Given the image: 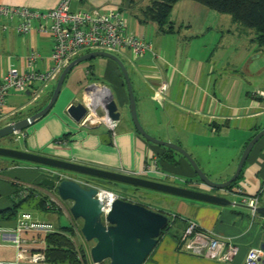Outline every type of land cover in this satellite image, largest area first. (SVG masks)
I'll use <instances>...</instances> for the list:
<instances>
[{
    "label": "crops",
    "instance_id": "1",
    "mask_svg": "<svg viewBox=\"0 0 264 264\" xmlns=\"http://www.w3.org/2000/svg\"><path fill=\"white\" fill-rule=\"evenodd\" d=\"M61 1L0 0V4L47 11L56 8ZM183 1L175 3L170 15L174 32H163L157 22L143 20L144 10L152 3L137 16L141 27H135L132 32L127 28L128 34L146 37L159 56L147 53L134 57L131 50H125V58L119 57L129 70L138 115L144 128L160 139L183 146L204 171L214 172L220 178L217 182H224L237 170L249 140L264 128V98L254 96L256 91H264V45L256 41L255 29L256 34L252 32L253 28L245 27L234 18L193 21L183 15L173 16L177 7H187L188 2ZM75 2L83 9L104 11L118 6L121 0ZM195 3L191 6L196 13L202 16L211 13L206 5ZM119 10L122 13V7ZM15 25V21L0 19V83L12 67L27 71L28 57L34 51L41 55L34 64L35 69L45 71L54 64L52 34L43 30L39 21L34 22L33 29L27 34L19 33ZM168 36L177 37L174 46H171L172 40ZM192 41L202 42L194 53L189 51ZM197 52L204 57L196 56ZM91 60L71 70L57 102L46 116L23 130L25 135L22 138L13 136V139L22 141V147L18 149L209 191L210 188L200 180L184 155L150 142L138 132L132 121L129 92L119 64L107 57L97 62ZM240 70L243 75H240ZM58 80L38 81L25 92L12 90L3 108L0 128L43 109L57 86L52 82ZM104 80L111 83V89ZM164 81L169 83V90L161 104L155 93ZM97 88L108 90L119 105L121 119L115 132L106 124L86 127L76 122L68 112L73 103L87 102L89 93ZM96 94L99 98L97 90ZM235 129L239 135L231 140L230 134L234 136L232 130ZM43 172L41 165L16 161L0 168V210L9 208L34 190L37 196L31 202L34 201L43 212H56L50 207L52 203L70 205L69 211L64 212L73 224L57 227L74 233L76 219L70 212L72 202L62 200L56 191L42 184L38 186ZM207 175L210 177L209 173ZM244 182H247L245 193L230 195L234 198L230 206L170 194L165 210L173 219L176 218L173 224L180 220L176 235L179 244L164 234L144 264H245L248 250L264 244V215L259 212L253 215L244 202L246 196H258L260 206H264V137L252 150L236 185ZM226 191L220 195L227 196ZM52 194L56 199L49 197ZM46 196L50 202L46 209H42L38 202ZM22 211L26 210L20 207L18 214ZM16 219L1 218L0 227L13 228ZM190 221H196L202 230L218 238L236 241L240 245L236 259L223 262L190 251L182 240ZM23 237L30 240L35 235L26 232ZM77 238L81 244L91 245L83 235ZM0 249L5 251L0 255L5 259L0 260L16 259L15 246H0Z\"/></svg>",
    "mask_w": 264,
    "mask_h": 264
},
{
    "label": "built area",
    "instance_id": "2",
    "mask_svg": "<svg viewBox=\"0 0 264 264\" xmlns=\"http://www.w3.org/2000/svg\"><path fill=\"white\" fill-rule=\"evenodd\" d=\"M74 1L76 0H62L56 8L47 11L35 10L28 6L0 4V19L6 18L15 21V28L19 33H29L34 27V22L39 21L42 29L49 31L54 40L52 51L54 64L50 69L45 71L35 69L34 64L41 58V55L34 51L28 57L29 68L27 71H20L12 67L5 74L0 83V120L8 95L12 90L25 92L38 81L48 83L59 78L72 60L87 52L105 50L118 55L119 52L131 50L134 57H141L147 53L159 56L154 50L153 44L146 37L127 33L128 21L119 9L111 8L104 11L73 9ZM168 90L169 83L166 81L158 87L155 96L161 104L166 99ZM254 96L264 98V91L258 90ZM96 98H98L96 90L91 91L86 102L89 112L81 124L84 125L86 122L92 125L106 124L115 132L120 120H113L108 116L105 97L98 102ZM24 135L23 130L14 133V136L19 139ZM43 176L54 178L57 183L64 179H70L65 172L54 168H44ZM73 179L83 185L80 179ZM246 185L247 182H244L233 187L234 195H243ZM88 186L98 189L97 197L104 204L103 217L109 214L113 202L117 198H122L114 191L101 189L92 184ZM244 202L251 209L253 215L258 214L260 206L258 196H246ZM50 207L58 211L61 208V203H52ZM74 230V233L68 232L56 227L51 222L35 219L28 211H22L18 214L16 225L13 228L0 227V246L11 245L17 249L16 259L0 260V264H51L46 254L47 236L57 232L67 236L73 242L80 264L83 262L86 264H107L106 262L95 263L93 261L92 246L87 247L88 243L79 244L77 241V237L83 235L82 229H77L75 224ZM26 232L34 233L35 237L30 240L24 238L23 234ZM182 240L194 254L223 262L234 261L240 252V245L236 241L218 238L202 230L196 221H190ZM245 264H264V248L251 247L247 252Z\"/></svg>",
    "mask_w": 264,
    "mask_h": 264
},
{
    "label": "water",
    "instance_id": "3",
    "mask_svg": "<svg viewBox=\"0 0 264 264\" xmlns=\"http://www.w3.org/2000/svg\"><path fill=\"white\" fill-rule=\"evenodd\" d=\"M96 57H107L119 64L129 92V107L132 121L138 132L148 141L176 150L184 155L192 164L200 180L209 188L230 189L231 191L229 190L228 195H234L230 187L239 179L252 150L264 137V128L255 134L246 145L233 176L224 182H216L206 174L192 154L183 146L171 141L158 139L144 128L138 115L137 100L129 70L117 54L105 50L87 52L72 60L61 73L48 104L29 117L1 127L0 139L11 137L16 131L25 130L32 124H35L37 120L46 116L57 102L66 77L71 70L78 64ZM105 100L107 101L106 110L108 116L113 120H120L121 111L117 101L112 96L105 97ZM68 112L76 122L81 123L89 112L88 105L86 102L73 103L69 107ZM84 126L93 127L88 122ZM0 156L31 162L61 171L80 173L136 187H144L196 201L226 206L234 203L228 195L212 193L210 190L194 189L184 185L109 170L32 151L0 146ZM41 184L56 191L62 200L72 202V206L70 207L72 216L75 219L83 220L82 233L87 241L94 242L91 256L95 263L144 264L156 248L162 232L171 223L167 213L124 198H117L113 202L109 214L103 217L104 204L97 197L98 189L95 187H85L73 178L64 179L60 183H57L54 178L44 177L41 180ZM258 212L264 215V206H259ZM262 247L264 248V244Z\"/></svg>",
    "mask_w": 264,
    "mask_h": 264
},
{
    "label": "rangeland",
    "instance_id": "4",
    "mask_svg": "<svg viewBox=\"0 0 264 264\" xmlns=\"http://www.w3.org/2000/svg\"><path fill=\"white\" fill-rule=\"evenodd\" d=\"M153 1L154 0H121V2L118 3V6H115L114 8L120 9L122 7V14L128 21V27H129L128 31L132 32V31H134L135 27H141V25H139V22L137 21V16L141 15L142 9L145 8L147 5L153 3ZM183 2H188L187 7L184 8V5L183 6L181 5V7L180 6L177 7L175 14L173 16L179 17L180 15H183L186 18L192 19L193 21H196L199 19H202V20L208 19L210 21H213V20H216L218 18H220V21H221V20H223V18H226L227 20H229V18H233L230 14H223V13L217 12L213 9H209L211 13L208 16L207 15L202 16V15L196 13L194 11V8H192L193 4H196L194 0H184ZM182 4H184V3H182ZM73 8H82V7L79 6L78 2L74 1L73 2ZM150 25H153V24H150ZM251 30H252V32H254L256 34V31L254 29H251ZM221 36H222V34L220 33V39H221ZM167 38L172 40L170 43L171 46H174V44H176V38L177 37L168 36ZM201 43H202L201 41H192L190 48H189V51L194 53L198 49V47H200ZM186 49H188V48H186ZM262 54H263L262 57H264L263 52H262ZM118 56H120L123 59L125 58L123 52H119ZM196 56L204 57V54H202L201 52H197ZM101 58L102 57H97L95 59H92L91 62L100 61ZM239 73H240V75H243L241 70ZM104 82L108 85V87H110V89L112 88L111 83L108 80H104ZM56 83L57 82H52V85H55ZM42 99H41V101H42ZM232 131L234 132V136H232L230 134V138L232 137L231 140H233L234 138H236L239 135L238 129H235ZM151 135H153V134H151ZM154 137H156V136H154ZM156 138H158V137H156ZM158 139H160V138H158ZM0 146L18 149V147H22V141H18V140L11 138V137H8V139H0ZM14 161L22 162V163H28V164L31 163V162H26V161H22V160H16V159H13L10 157L0 156V168H2V167L5 168L6 164H8L10 162H14ZM31 164H33V163H31ZM41 166L44 168H49L47 166H43V165H41ZM63 172H65L67 174V176L70 178L80 179V181L83 183V185L85 187H89L88 185H90V184L97 185L101 189H107V190L114 191L117 194H119L122 198H125L127 200H131V201H134L137 203H141V204H144V205H146V206H148L154 210H158V211L168 213L167 210H165V207H167L169 204L167 201L168 197L171 196L169 193L160 192V191H156V190H152V189H147L144 187H136V186L120 183V182L109 181L106 179L87 176V175L80 174V173H74V172H69V171H63ZM207 173H209L211 179L216 181V182H217V180L220 179L219 176H216L214 172H209L207 170L206 174ZM163 182H165V181H163ZM184 186L189 187L191 185L184 184ZM229 190L226 191V190L210 188V192L219 193V194H224L223 193L224 191L229 193ZM232 190H233V187H232ZM35 191H37V190H35ZM228 196L230 199H234L230 195H228ZM49 197L52 199H56L54 194L50 195ZM262 204H264V195L262 198ZM69 206L70 205L64 206L61 203V208L59 211H56L54 213H47V212H43L39 208H37L35 206V202L32 201V202H26V203L24 202L22 205V209L32 213L34 215V217L38 218L41 221L53 223L56 227L57 226L70 227L73 224V222L70 220V218L64 212L65 210L69 211V208H68ZM227 206H230V205H227ZM172 218H173V216H172ZM75 223H76L77 229L79 228L81 230L82 226H83V220L82 219H76ZM173 223H175V222H173ZM173 223H172V228L170 229V231H167L164 236H166L167 239L168 238L174 239L176 244L177 243L179 244V242L176 241V235L178 233V224L180 223V220L178 219V222H177L178 224L177 223L173 224ZM77 241L79 244H81L79 238H77ZM93 245H94V242H91V245L89 243L86 246L90 247ZM87 247H85L86 250H87ZM6 251H8V250H6ZM9 251H11V250H9ZM4 252L5 251L3 249H0V255H4L5 254ZM81 253H82V251H81ZM0 259H5V258H2L0 256ZM83 264H86V263L83 262Z\"/></svg>",
    "mask_w": 264,
    "mask_h": 264
},
{
    "label": "trees",
    "instance_id": "5",
    "mask_svg": "<svg viewBox=\"0 0 264 264\" xmlns=\"http://www.w3.org/2000/svg\"><path fill=\"white\" fill-rule=\"evenodd\" d=\"M178 1L179 0H154L153 3L144 10L143 20L157 22L160 27V30L163 32H174V27L170 23V15L175 3H177ZM195 1L200 2L206 5L207 7H209L210 9L216 10L218 12L230 14L233 16L235 21L240 22L245 27L255 29L257 31L256 41L259 44L264 45V0H195ZM259 131L261 130H258V132ZM11 138H13V136H11ZM242 173L240 177L242 176ZM237 181L233 185H231L230 188L234 187L237 184ZM38 186H41V181L38 183ZM34 196L37 195L35 194L34 190H32L29 194L22 197L18 202L12 204V206H10L9 208L0 210V220L1 218L15 220L19 208L22 207L24 202L25 203L31 202V199ZM49 202L50 201L47 196L40 198V201L38 202V206L41 207L42 209H46L47 208L46 206L47 204H49ZM168 215L170 217L171 223L168 227L164 229L161 237L159 238V241L162 238V236L172 228V223L176 221V218L173 219L171 214ZM47 241H48V249L46 251V254L49 263L80 264L73 242L67 236L57 232L47 236Z\"/></svg>",
    "mask_w": 264,
    "mask_h": 264
},
{
    "label": "bare ground",
    "instance_id": "6",
    "mask_svg": "<svg viewBox=\"0 0 264 264\" xmlns=\"http://www.w3.org/2000/svg\"><path fill=\"white\" fill-rule=\"evenodd\" d=\"M99 92V98H96V101H100V99H103L104 97H108V95H110V93L108 92V90H106L105 88H101V89H96Z\"/></svg>",
    "mask_w": 264,
    "mask_h": 264
}]
</instances>
